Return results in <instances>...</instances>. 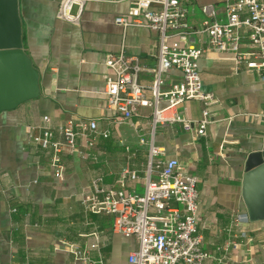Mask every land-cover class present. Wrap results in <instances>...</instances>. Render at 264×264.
Returning <instances> with one entry per match:
<instances>
[{"label": "crops", "instance_id": "obj_1", "mask_svg": "<svg viewBox=\"0 0 264 264\" xmlns=\"http://www.w3.org/2000/svg\"><path fill=\"white\" fill-rule=\"evenodd\" d=\"M59 1L16 0L22 49L38 80L34 96L0 110V264H82L68 253L70 243L88 249L104 264H130L136 241L112 231L111 215L87 211L81 193L90 191L96 178L102 186L143 191L141 179L119 177L125 168L145 167L147 147L138 135H150L151 108L139 106L122 123L114 119L103 93L105 57L124 51L153 67L158 34L114 22L127 14L130 0H90L77 24L56 18ZM187 3L192 25L203 17L202 4L213 3L223 15V0ZM198 67L202 91L214 97L205 135H196L194 123L189 130L179 123L157 124L153 142L162 148L164 159L177 161L198 177V233L212 261L264 264V220H248L241 193L246 156L261 147L264 135V77L235 67L215 51L205 53ZM170 78L179 79V73L171 71ZM151 80L148 71L140 74L142 84ZM201 110L198 99L178 107L192 120L201 117ZM45 115L56 140H62L56 128L68 119L97 122L93 146L78 137L76 149L62 153V178L53 174L50 149L32 139Z\"/></svg>", "mask_w": 264, "mask_h": 264}, {"label": "built area", "instance_id": "obj_2", "mask_svg": "<svg viewBox=\"0 0 264 264\" xmlns=\"http://www.w3.org/2000/svg\"><path fill=\"white\" fill-rule=\"evenodd\" d=\"M88 1L60 0L55 16L77 24ZM130 1L127 14L116 16L114 22L124 28L136 26L156 31V64L147 67L138 56L124 51L107 54L103 93L119 123L130 120L139 106L151 108L150 135H138V142L147 147L145 167L142 171L125 168L119 177L141 179L143 191L102 186L101 178H96L91 190L81 193V203L89 212L111 215L112 231L136 241L135 249L128 255L130 264H216L211 253L202 248L198 233V177L184 171L177 161L164 159L162 148L153 142V134L157 124L179 123L189 130L194 123L196 135H205L208 106L214 97L202 91L198 60L208 51L221 53L235 67L242 65L264 77V0H223L222 16L213 3L202 4L199 9L203 17L196 26L190 22L187 0ZM173 70L179 73V79L170 78ZM144 71L152 75L149 85L140 82ZM166 84L168 88L162 89ZM190 99L202 103L199 119H188L178 112V107ZM50 122L49 116H43L40 133L32 135V139L50 149L53 174L62 178V153L74 151L78 137L87 147L93 146L97 122L64 121L56 128L62 140L54 139ZM101 133L107 135V131ZM125 149L130 150L127 146ZM66 247L73 259L82 264H104L78 244Z\"/></svg>", "mask_w": 264, "mask_h": 264}, {"label": "water", "instance_id": "obj_3", "mask_svg": "<svg viewBox=\"0 0 264 264\" xmlns=\"http://www.w3.org/2000/svg\"><path fill=\"white\" fill-rule=\"evenodd\" d=\"M38 73L22 49L16 0H0V110L35 95ZM242 198L249 221L264 220V135L244 162Z\"/></svg>", "mask_w": 264, "mask_h": 264}]
</instances>
